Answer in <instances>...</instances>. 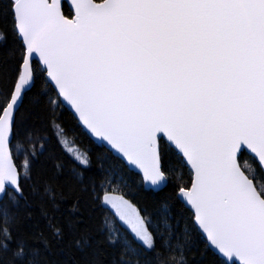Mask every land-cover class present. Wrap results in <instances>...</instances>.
<instances>
[{"label": "snow or ice", "instance_id": "6c2138e0", "mask_svg": "<svg viewBox=\"0 0 264 264\" xmlns=\"http://www.w3.org/2000/svg\"><path fill=\"white\" fill-rule=\"evenodd\" d=\"M0 264H264V0H0Z\"/></svg>", "mask_w": 264, "mask_h": 264}, {"label": "trees", "instance_id": "16d2710c", "mask_svg": "<svg viewBox=\"0 0 264 264\" xmlns=\"http://www.w3.org/2000/svg\"><path fill=\"white\" fill-rule=\"evenodd\" d=\"M75 135L77 136V142L81 147L90 148L93 151L97 150V146L92 143V141L88 138V136L84 135L80 132L79 128L75 129ZM115 195L119 196V193H114ZM110 220H114L116 222V227H119L121 231H126L128 226L126 224L121 223L119 220L116 219L115 216L109 214ZM99 226V213H97L96 220L94 227Z\"/></svg>", "mask_w": 264, "mask_h": 264}]
</instances>
